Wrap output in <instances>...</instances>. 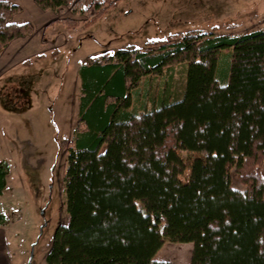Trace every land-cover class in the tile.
Here are the masks:
<instances>
[{"label":"trees","instance_id":"trees-1","mask_svg":"<svg viewBox=\"0 0 264 264\" xmlns=\"http://www.w3.org/2000/svg\"><path fill=\"white\" fill-rule=\"evenodd\" d=\"M34 1L85 15L56 19L68 28L113 3ZM20 9L0 0V52L33 30L11 21ZM178 64L180 95L170 80ZM79 75L78 119L61 142L68 222L56 227L46 264H170L154 257L166 241L191 242L189 264H264V28L170 34L88 56ZM178 150L206 154L184 180ZM7 173L0 160V195Z\"/></svg>","mask_w":264,"mask_h":264},{"label":"rangeland","instance_id":"rangeland-1","mask_svg":"<svg viewBox=\"0 0 264 264\" xmlns=\"http://www.w3.org/2000/svg\"><path fill=\"white\" fill-rule=\"evenodd\" d=\"M111 1V6L90 24L80 23L65 31L76 50L70 51L67 44L61 56L67 59L68 53L94 55L128 46L144 47L147 42L192 29L239 35L264 28V0ZM91 2L85 5L84 0V7ZM64 7V17L85 19L84 14H74ZM71 14L80 19L70 17ZM171 75L172 89L180 95L184 85L182 65H176ZM49 82L48 86H27L19 81L15 84L9 77L0 81V160L8 164L0 207L8 220L3 232L9 264H46L44 257L56 227L68 222L62 190L66 153L61 142L73 137L79 110V80L75 86L71 77L59 78L55 68L50 71ZM59 82L60 88L53 85ZM177 152L186 166L180 176L183 180L193 158L206 159L201 152ZM233 183L242 188L235 177ZM172 243L184 242L166 241L165 245ZM190 256L191 251L189 261ZM156 257L172 258L170 253L161 252Z\"/></svg>","mask_w":264,"mask_h":264},{"label":"crops","instance_id":"crops-1","mask_svg":"<svg viewBox=\"0 0 264 264\" xmlns=\"http://www.w3.org/2000/svg\"><path fill=\"white\" fill-rule=\"evenodd\" d=\"M8 1L21 7L19 12L12 15L11 21L15 23L29 22L33 30L30 34L14 38L1 50L0 81L9 77L13 79L15 84H18L19 81L20 85L25 83L28 86L35 83L40 86L43 84L48 86L50 84V71H55L56 68L59 78H61V75L62 77H71L75 86H77L79 80V92L81 93L79 68L85 59L92 55L81 54L79 56L74 55L76 53H68L67 59L63 55L61 56V50L66 48L67 44L70 45V51L74 52L76 50L74 49V45L71 44L72 39L69 38V33H65V31L71 28L67 29L61 21L56 20L64 18L62 14L66 15L64 11L66 7L63 6L57 10H45L39 7L34 0ZM90 1L85 0V5ZM71 15L70 17L80 19L79 15ZM34 77L36 80H33ZM29 78L32 79L28 80ZM53 85H56L58 88L61 87L60 82ZM0 211L2 212L1 207ZM7 225L8 220L0 224V264H9L7 241L3 232V226ZM165 243L155 253L154 257L156 259H158L156 256L159 252L161 254L170 253V257H172L171 253H174L172 258H159L158 260H167L170 264H189V253L192 248L191 242L167 245Z\"/></svg>","mask_w":264,"mask_h":264}]
</instances>
